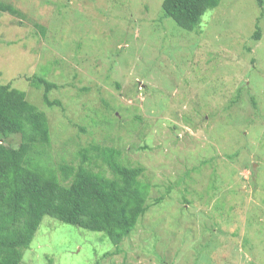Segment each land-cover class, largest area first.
<instances>
[{
	"label": "rangeland",
	"instance_id": "1",
	"mask_svg": "<svg viewBox=\"0 0 264 264\" xmlns=\"http://www.w3.org/2000/svg\"><path fill=\"white\" fill-rule=\"evenodd\" d=\"M45 1L0 0L21 14H0V83L45 112L39 160L59 178L80 163L112 177L117 150L148 208L117 247L44 216L19 264H264V0H219L193 31L162 0Z\"/></svg>",
	"mask_w": 264,
	"mask_h": 264
},
{
	"label": "trees",
	"instance_id": "2",
	"mask_svg": "<svg viewBox=\"0 0 264 264\" xmlns=\"http://www.w3.org/2000/svg\"><path fill=\"white\" fill-rule=\"evenodd\" d=\"M218 3L219 0H162L161 9L177 26L193 31L205 11ZM6 12L21 15L11 3L0 2V14ZM37 26L44 34L43 26ZM253 36L259 38L258 28ZM28 80L35 88L43 87L42 100L47 107L61 106L59 100L48 97L56 84L37 75ZM49 133L45 112L27 101L24 91L0 83V264L20 263L23 250L32 242L44 216L102 232L117 247L148 208L149 185L138 179L142 168L115 162L117 150L103 153L112 177L80 163L76 167L60 166L59 178L54 168L39 160L43 147L49 144ZM16 134L20 140L17 147L2 142ZM81 155L82 162L90 158L86 149Z\"/></svg>",
	"mask_w": 264,
	"mask_h": 264
}]
</instances>
